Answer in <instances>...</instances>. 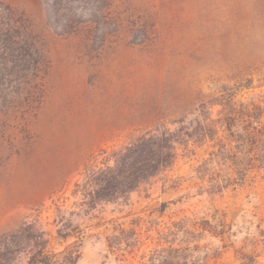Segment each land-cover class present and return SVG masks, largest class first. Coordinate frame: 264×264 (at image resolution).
Segmentation results:
<instances>
[{"label":"rangeland","instance_id":"rangeland-1","mask_svg":"<svg viewBox=\"0 0 264 264\" xmlns=\"http://www.w3.org/2000/svg\"><path fill=\"white\" fill-rule=\"evenodd\" d=\"M49 1L0 0L25 19L41 53L25 75L11 62L0 65V231L59 200L86 231L76 243L77 264H115L104 226L86 228L89 217L78 215L82 193L73 191L81 172L103 149L119 151L162 123L174 130L173 120L222 84L250 82L239 90V101L263 94L264 0H64L62 23L73 26L69 32L49 23ZM209 150L206 145L184 155L179 148L174 165L127 203H104L94 214L130 221L168 202L167 221L183 211L225 209L233 243L210 264H240L242 252L253 251L264 264V246L252 245L257 232L247 221L253 212L264 219V177L213 201L195 195L199 185L207 186L196 167ZM43 221H53L51 209ZM45 229L56 251L77 241L59 243L53 226Z\"/></svg>","mask_w":264,"mask_h":264},{"label":"trees","instance_id":"trees-1","mask_svg":"<svg viewBox=\"0 0 264 264\" xmlns=\"http://www.w3.org/2000/svg\"><path fill=\"white\" fill-rule=\"evenodd\" d=\"M64 9V0H50L47 18L56 30L69 32L73 26L62 23ZM0 49L5 55L0 65L11 62L19 75L41 59L25 19L10 6L0 5ZM250 87V82L222 84L204 95L192 111L173 120L174 130L162 123L119 151L101 150L85 165L73 191L74 195L82 193L78 215L89 217L86 228L104 226L115 264H210L232 245L233 220L227 221L228 212L218 207L203 214L183 211L167 221L162 218L168 202L130 221L107 222L94 211L104 203H127L132 192L174 165L179 148L184 155L206 145L210 148L209 157L196 167L197 178L207 186L199 185L195 195L207 194L213 201L231 188L253 186L259 176L264 177V93L237 100L239 90ZM62 205L58 200L48 209L34 208L18 227L0 231V264H77L81 250L76 243L86 231L74 224V212L68 215ZM50 209L53 221L44 223L43 214ZM251 216L247 221L257 232L252 245L264 246V219L256 212ZM45 225L53 226L59 243L74 237L77 241L56 251L50 247L52 231ZM259 256L256 251L242 252L240 264H258Z\"/></svg>","mask_w":264,"mask_h":264}]
</instances>
